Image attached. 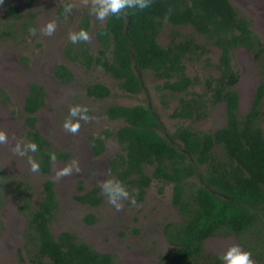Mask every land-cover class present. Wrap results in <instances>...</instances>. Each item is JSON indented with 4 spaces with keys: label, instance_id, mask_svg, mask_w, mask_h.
Returning a JSON list of instances; mask_svg holds the SVG:
<instances>
[{
    "label": "trees",
    "instance_id": "trees-1",
    "mask_svg": "<svg viewBox=\"0 0 264 264\" xmlns=\"http://www.w3.org/2000/svg\"><path fill=\"white\" fill-rule=\"evenodd\" d=\"M122 11L126 14L110 15L94 29L92 16L85 10L76 32L84 29L90 37L94 29L96 46L90 38L75 44L69 39L65 58L85 70H101L130 95L143 93L145 78L154 76L165 106H169L168 96L173 102L178 99L170 116L191 123L168 132L154 105L114 103L106 115L122 124L91 135L93 155L106 152L111 137L117 139L120 151L110 158L111 178L123 183L135 203L146 200L155 181L172 185V204L179 218L165 224L163 233L171 250L156 264H222L221 254L206 249V242L214 237L236 239L254 261L264 264V79L251 108L243 113L237 88L241 72L234 65L236 51L244 47L264 73V37L232 0H153L144 10ZM36 19V12L9 6L0 18V42L25 40L33 28L38 31ZM167 27L170 42L163 45L160 35ZM211 47L219 49L215 62ZM201 61L218 75L191 76L189 64ZM54 73L64 84L76 80L66 63L58 64ZM201 84L204 90L197 91ZM86 92L105 99L113 89L96 80L86 86ZM47 96L44 85L32 82L24 102L25 140L38 145L37 152L27 154L39 162V172L45 175L41 197L36 198L28 173H8L0 159V235L6 225L4 207L14 200L27 222L20 253L30 264H138L97 249L74 230H54L60 200L53 167L71 155L56 148L39 128L38 113L47 104ZM0 99L11 103L4 89ZM222 105L224 125L214 130L192 125L210 118ZM159 188L163 192V186ZM75 198L89 207H99L106 200L100 186L86 189L82 184ZM97 220L93 213L85 219L90 224Z\"/></svg>",
    "mask_w": 264,
    "mask_h": 264
},
{
    "label": "rangeland",
    "instance_id": "rangeland-1",
    "mask_svg": "<svg viewBox=\"0 0 264 264\" xmlns=\"http://www.w3.org/2000/svg\"><path fill=\"white\" fill-rule=\"evenodd\" d=\"M232 2L252 21L255 31L264 37V0ZM93 3L94 0H4L0 4V18L5 15L9 6L14 5L24 12H36L38 25L37 33H31L25 40L0 42V90H6L11 98L10 104H5L0 99V129L6 131L9 137L7 144L0 145L1 164L8 173H28L38 193L36 198L41 197L45 175L39 171H31L29 154L20 156L13 151L17 143L22 147L27 145L24 136V102L28 86L32 82H38L45 86L48 94L47 104L38 113L39 128L56 148L66 150L71 155L69 160L58 161L53 167L52 177L56 181L60 200V211L53 223L54 230L57 233L64 229L74 230L97 249L114 252L122 262L156 264L171 250L163 233L164 226L179 218L178 210L172 204V185L155 181L143 203H132V197L129 196L128 200L121 201L122 207L119 211L108 202L107 197L103 205L89 207L82 205L75 195L79 193L80 184L91 189L99 186L103 179L111 178L110 158L120 151L117 139L111 137L106 152L100 156L93 155L90 139L91 135L122 124L120 120L113 121L107 117L109 105L150 103L159 111L168 132H173L178 125H189L191 122L170 116L178 104V99L173 102L171 96H168L166 100L169 106H165L155 88L158 79L154 76L145 78L146 88L143 93L130 95L121 91L117 81L101 70L88 71L68 62L63 51L69 40V33L76 32L81 14L85 10L91 14ZM68 4L72 5V11L65 13L64 8ZM91 16L94 29L106 20L105 18L100 21L94 15ZM46 20H55L57 23L56 31L51 37L39 32ZM94 29L90 39L95 47ZM169 33L167 27L160 35L163 45L170 42ZM211 49V60L215 62L218 60L219 49ZM234 58L235 67L241 72V80L237 85L241 95V111L246 113L252 106L258 85L264 79L263 66L244 47L236 51ZM60 63L68 64L75 72L76 80L73 83L64 84L56 78L55 67ZM188 73L191 76L198 75L201 79L208 73L218 75L216 69L208 66L206 61L189 64ZM96 80L113 89L111 97L98 99L87 95L86 86ZM196 90L203 91V84L198 85ZM76 104L87 106L91 119L88 122L81 121L79 132L71 134L64 130L63 121L68 115L69 106ZM224 110L223 105L217 107L210 118L192 125L204 130H214L226 123ZM73 160L78 162L79 171L74 170L70 175L57 178V171ZM162 186L163 192L159 188ZM91 213L98 218L95 224L85 221L86 216ZM4 218L6 225L0 235V264H30L25 255L20 253L24 245L23 234L27 222L20 215L16 201L10 200L6 204ZM232 244L239 243L232 237H214L206 242V249L222 254ZM254 264L258 263L254 261Z\"/></svg>",
    "mask_w": 264,
    "mask_h": 264
},
{
    "label": "clouds",
    "instance_id": "clouds-1",
    "mask_svg": "<svg viewBox=\"0 0 264 264\" xmlns=\"http://www.w3.org/2000/svg\"><path fill=\"white\" fill-rule=\"evenodd\" d=\"M153 0H94V3L90 9L91 14L96 17L97 20L103 21L110 15L120 16L126 14V11L122 10H144L149 8ZM4 0H0V4H3ZM65 13L72 11V5L68 4L64 8ZM167 19V17H165ZM57 28L55 20H46L40 27L39 32L45 36L51 37ZM33 34L37 33V29H32ZM89 33L81 29L78 32H70L69 39L72 43L78 41H88ZM89 109L85 105H70L68 109V115L63 121V128L66 132L76 134L81 128V121L88 122L91 117L89 116ZM9 137L6 131L0 129V145L7 144ZM13 151L20 156H24L27 152L35 153L38 151V145L35 142L28 143L25 146H21L17 143ZM51 160L55 161L54 154L51 155ZM28 163L32 172H38L40 170L39 162L29 157ZM79 171L78 162L73 160L69 165L59 169L56 173L57 178L70 175L73 171ZM102 192L108 198V202L113 205L117 211L122 207L121 201L129 199V192L123 183L119 180L107 178L103 179L99 184ZM132 203L135 200L132 199ZM252 254L249 251L244 250L239 244L230 245L220 256L222 264H254L252 260Z\"/></svg>",
    "mask_w": 264,
    "mask_h": 264
}]
</instances>
